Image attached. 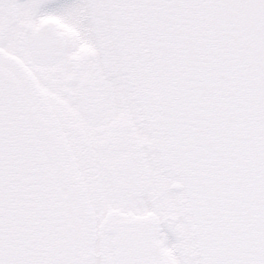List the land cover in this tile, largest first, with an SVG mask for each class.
Returning a JSON list of instances; mask_svg holds the SVG:
<instances>
[{
    "label": "snow or ice",
    "instance_id": "1",
    "mask_svg": "<svg viewBox=\"0 0 264 264\" xmlns=\"http://www.w3.org/2000/svg\"><path fill=\"white\" fill-rule=\"evenodd\" d=\"M0 264H264V0H0Z\"/></svg>",
    "mask_w": 264,
    "mask_h": 264
}]
</instances>
